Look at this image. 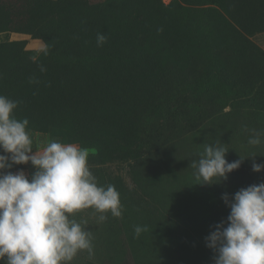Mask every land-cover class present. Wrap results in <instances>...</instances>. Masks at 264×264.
I'll use <instances>...</instances> for the list:
<instances>
[{
  "label": "rangeland",
  "instance_id": "1",
  "mask_svg": "<svg viewBox=\"0 0 264 264\" xmlns=\"http://www.w3.org/2000/svg\"><path fill=\"white\" fill-rule=\"evenodd\" d=\"M263 32L264 0H0V264H264Z\"/></svg>",
  "mask_w": 264,
  "mask_h": 264
},
{
  "label": "trees",
  "instance_id": "2",
  "mask_svg": "<svg viewBox=\"0 0 264 264\" xmlns=\"http://www.w3.org/2000/svg\"><path fill=\"white\" fill-rule=\"evenodd\" d=\"M243 39L245 40V38H243ZM237 70L241 71L240 67H238ZM149 74H150V72L147 71L144 81L148 83L149 90L153 91L154 90V80L152 79V77L149 76ZM262 80H263V83H264V74L262 75L261 78H259V81L255 80L254 86L249 89V92L247 94H249V95L255 94L256 95V93L258 91L256 83L257 82L260 83ZM173 90H174V87H172V85H171L168 88V91L171 92ZM111 94L108 93L110 98L113 97V98H116L118 100L122 99L118 90L117 91H111ZM263 100H264V98H263ZM122 116H124V114H122ZM162 121H163V119H161V123H162ZM166 122H170V123L167 124V126L165 128V131H169V130L171 131L173 128H175L174 126L176 125L177 121L176 120L173 121V120L170 119V120H167ZM153 131H155V132H153ZM153 131L150 134H147V136L144 138L145 139L144 141L146 142V144L149 145V148H153L154 146H156L157 145V140H160L161 139L160 136L164 134V133H161V132L159 134L157 129H155ZM136 139L137 138H134L135 142H137V144H136V148H137L140 145V143H142L143 139H141L139 141H136ZM130 151L131 152H133V151L136 152L135 149L133 151L129 150V153H130ZM233 219H234V217H233ZM43 233H44V217L42 215H40V222L37 225V227L35 229V233H34V240H33L34 246H33L32 250H31V257L33 258L34 261H37V259L35 257V250H36V247L39 246V244L41 243V240H42V237H43Z\"/></svg>",
  "mask_w": 264,
  "mask_h": 264
},
{
  "label": "built area",
  "instance_id": "3",
  "mask_svg": "<svg viewBox=\"0 0 264 264\" xmlns=\"http://www.w3.org/2000/svg\"><path fill=\"white\" fill-rule=\"evenodd\" d=\"M4 188H5L4 185H0V206H3L5 202V196L2 195Z\"/></svg>",
  "mask_w": 264,
  "mask_h": 264
},
{
  "label": "crops",
  "instance_id": "4",
  "mask_svg": "<svg viewBox=\"0 0 264 264\" xmlns=\"http://www.w3.org/2000/svg\"><path fill=\"white\" fill-rule=\"evenodd\" d=\"M259 39L261 41L262 47L264 48V32L260 35Z\"/></svg>",
  "mask_w": 264,
  "mask_h": 264
}]
</instances>
